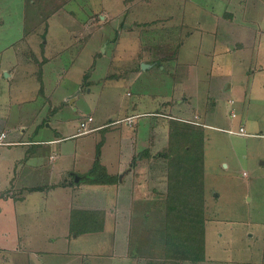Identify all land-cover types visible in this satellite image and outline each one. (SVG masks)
<instances>
[{
  "label": "rangeland",
  "instance_id": "1",
  "mask_svg": "<svg viewBox=\"0 0 264 264\" xmlns=\"http://www.w3.org/2000/svg\"><path fill=\"white\" fill-rule=\"evenodd\" d=\"M141 6L145 3H137L134 10ZM104 7L106 1L103 0H38L36 4L32 0H0V51L17 42L15 51L10 45L3 56L0 53V78H3L0 85L7 82L6 91L12 90L4 106L0 102V113L1 109H8L12 116L23 114L26 109L30 112L45 100L41 95L31 96L36 95V75L39 76V68L43 66L37 60L34 63L31 49L21 39L25 28L29 30L41 24L38 31L42 33L49 16L55 12L53 36L56 42H63L69 37L63 30L73 26V11H81L84 17H89L87 20L93 27V32L88 34V47L80 49V44H72L63 49L64 58L59 55L45 66L47 77H63L55 95L59 100L65 99L61 121L79 126L82 112H93L99 120L100 116L110 114L101 122L115 121L119 126L126 123L123 120L118 124L116 120L124 117L127 106L132 107L136 102L135 111L138 112L156 109V105L169 111L164 106L167 101H164L174 94L171 103L185 108L188 116L197 113L200 118L190 119L205 123H199L204 126V187L206 185L207 214L210 219H215L208 223L209 235L212 236V229L222 223L216 232L218 238L222 233L218 252L221 254L217 256L229 258L228 253H231L234 259L264 260V0L154 1L152 7L145 6L151 7L150 14L145 10L140 15L145 20H156L154 23L159 21L155 29L159 40L154 42L149 38L154 42L152 55L145 57L146 62L139 63L135 59L136 52L145 48L138 46V36L127 34L130 40L120 44L115 51L120 53L121 63L125 62V67L135 65L138 74H120L121 66L113 64L108 76L115 45L112 42L106 44V17L102 18L101 14ZM128 9L130 7L125 11ZM226 13L233 16L229 18ZM215 14L220 16L213 17ZM75 33L76 30L71 32L74 37L79 35ZM41 37L45 41V37ZM142 40L147 42L146 37ZM163 54L176 56L165 64L167 70L164 63L155 61ZM12 63L16 65L18 76L9 80L6 70ZM169 66L177 72L172 74L168 71ZM83 74L85 81L82 84ZM90 74L93 82L89 86L87 78ZM183 90L186 94H182ZM231 110L236 112L235 116L231 115ZM171 111L179 114L175 108ZM154 118L147 115L135 118L139 136H152L146 122L154 121ZM241 124L250 134L229 131L237 130ZM166 126V120L160 123L164 141ZM133 128L130 130L137 134ZM94 135L99 136L90 133L66 142L72 148L77 142L83 153V157L75 160L74 168L71 154L60 157L59 162L76 172L82 171ZM38 137L46 136L41 130ZM166 166L167 159L163 162V172ZM194 175L199 176L200 172ZM197 182L201 183V180ZM199 193H194L192 203L195 205L200 202ZM151 209L156 214L158 209ZM213 238L214 235V241Z\"/></svg>",
  "mask_w": 264,
  "mask_h": 264
},
{
  "label": "crops",
  "instance_id": "2",
  "mask_svg": "<svg viewBox=\"0 0 264 264\" xmlns=\"http://www.w3.org/2000/svg\"><path fill=\"white\" fill-rule=\"evenodd\" d=\"M37 1L32 0L34 4ZM103 1H106V8L104 7L105 10L101 13L102 18L106 17V44L112 42L115 45L111 51L112 64L109 65L107 76L113 64L121 66L118 70L120 74L123 72L138 74L135 65L125 67V62L121 63L120 53L115 50L120 44L130 40L127 34H135L139 37L138 46L146 50L137 51L135 59L139 63L147 61L145 57L149 58L148 56L152 55L154 42L159 40L155 31L159 21L154 23L156 20H145L140 15L145 10L150 14L152 3L159 0ZM140 2L151 7L141 6L135 11L137 3ZM127 7L130 9L125 11ZM54 13L49 16L48 24L44 25L43 34L38 31L41 24H36L29 30L25 28L21 38L32 51L34 60H31L34 63L42 62L43 66L41 79L36 75V95L31 96L41 95L45 100L39 108H32L30 112L25 108L23 114H14L15 116L9 115L8 109H1L0 113V133L5 132V139L13 142L0 144V264H264V260L251 262L234 259L231 253H228L229 258L217 256L221 254L218 252L222 243V233H219L218 238L216 232H219L222 223L212 229V236L209 235L208 223L215 219H210L207 214L206 185L205 244L202 254L204 257L195 260L181 259L174 254H168L166 232L168 168L166 166V171L163 172L162 166L167 159L163 149L169 142V119L179 118L199 124L202 122L191 120L190 117H200L197 113L188 116L185 108L179 104L175 105V102L171 103L175 98L173 94L171 99L164 101H167L166 105L162 102V106L169 108V111L159 109L156 105V109L138 112L135 111L136 102L132 107L127 106L120 122L127 117H132V121L124 120L126 123L119 126L115 121L101 122L107 118L106 116H111L110 114L100 116L99 120L93 112H82L80 117L82 121L89 115L93 116L91 125L97 128L90 132L79 133L81 125L63 123L60 113L65 99L59 100L55 96L63 77L57 79L47 77L45 66L59 55L60 58H64L63 49L72 44H80V49L88 47V34L93 32V27L91 21L87 20L88 16L84 17L81 11H73V26L63 30L69 37L63 42H56L53 36L55 29L52 25ZM226 15L229 18L233 16L231 13ZM218 16L220 14L213 15ZM74 30L75 34L82 38H76L79 35L74 37L71 34ZM41 36L45 37V41H42ZM144 37L147 38L146 43L142 40ZM150 37L154 42L150 41ZM73 39H76L75 42ZM15 43L10 44L14 51ZM10 45L0 51L1 56ZM173 45L176 46L177 43ZM170 58L176 56L167 54L156 57L155 61L164 63V69L167 70L165 64ZM93 63L96 64V61L93 60ZM168 68L172 74L177 72L172 71L173 66ZM6 71L9 80L18 76L15 63ZM84 74L82 84L85 81ZM88 77L90 86L93 79L91 74ZM2 79L0 78V81ZM104 79L105 83V76ZM6 85H0L1 106L8 101L10 97L8 93L12 92L6 91ZM182 94H186V90H183ZM68 97L71 98L72 95ZM173 108L179 114L173 113L171 111ZM76 109L79 110L78 107ZM140 115L155 117L154 121L150 119L146 122V128L150 127L151 137L146 134L144 137L139 136L138 122H135V118ZM164 120L167 125L165 141L164 131H160V123ZM202 124L205 125L204 122ZM133 126L137 134L130 130ZM41 130L46 137H38ZM90 133H98L99 136L94 135L91 139V151L87 154L88 158L82 171L76 172L75 169L72 171L68 165L59 162L60 157L71 154L74 157L72 165L74 168L75 160L83 157V153L77 147V142L73 148L67 146L66 142ZM102 137L104 141L99 159L115 181L90 183L87 181L86 173L96 159V146ZM160 139L163 141H159ZM77 173L79 175L75 178ZM74 208L100 210L95 212L97 216L104 211L103 228L97 231L71 232V212ZM151 208L158 209L156 214ZM76 218L78 217L75 216ZM98 218L100 219L98 222H101L102 217Z\"/></svg>",
  "mask_w": 264,
  "mask_h": 264
},
{
  "label": "trees",
  "instance_id": "3",
  "mask_svg": "<svg viewBox=\"0 0 264 264\" xmlns=\"http://www.w3.org/2000/svg\"><path fill=\"white\" fill-rule=\"evenodd\" d=\"M41 71L39 68L40 79ZM169 126V142L163 149L168 168L167 251L168 254H174L181 259H200L204 257L202 254L205 244L204 126L179 118H170ZM103 141L104 137L98 141L96 159L86 173L90 183L115 181L99 159ZM199 172V176L194 175ZM198 179L201 183L197 182ZM196 192H200V202L197 205L192 203ZM99 211L72 209L71 232L102 229L105 212L99 213L98 216L102 218L101 222H98L100 219L95 212ZM75 216L78 218L75 219Z\"/></svg>",
  "mask_w": 264,
  "mask_h": 264
},
{
  "label": "built area",
  "instance_id": "4",
  "mask_svg": "<svg viewBox=\"0 0 264 264\" xmlns=\"http://www.w3.org/2000/svg\"><path fill=\"white\" fill-rule=\"evenodd\" d=\"M231 115L235 116L236 112L234 110L231 111ZM93 120V116L89 115L87 116L84 120L81 121L80 123V133H86L89 132L91 130H94L95 127H91L90 124L92 123ZM121 119L117 120L116 122H119ZM124 120H126L127 122H131L132 121V117H127ZM230 132L233 133H237V134H241V135H246V134H250V132H248L246 130V128L244 126H240L237 130L234 129H229ZM6 133L5 132H1L0 133V144H10L13 143L10 140H6Z\"/></svg>",
  "mask_w": 264,
  "mask_h": 264
}]
</instances>
